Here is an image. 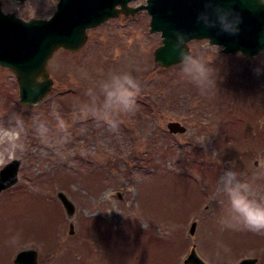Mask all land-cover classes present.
Here are the masks:
<instances>
[{
	"label": "rangeland",
	"instance_id": "obj_1",
	"mask_svg": "<svg viewBox=\"0 0 264 264\" xmlns=\"http://www.w3.org/2000/svg\"><path fill=\"white\" fill-rule=\"evenodd\" d=\"M9 3L30 18L52 14L56 0ZM149 18L144 8L121 12L87 30L77 50H56L47 64L52 87L34 106L21 103L15 74L0 65V118L21 115L26 145L17 181L0 190V264H15L25 248L37 250L39 264H183L192 244L208 264L250 255L264 264V232L222 222L234 215L225 172L236 173L234 187L248 186L243 194L264 199V51L246 56L190 40L215 84L202 91L180 63L153 59L161 36L149 31ZM114 72L140 83L135 112L117 115L116 129L74 115L78 106L94 110L90 88L102 102L99 87ZM53 104L70 126L66 143L55 144L63 133ZM173 120L185 129L171 132ZM40 124L49 144L38 136ZM59 190L75 205L71 215Z\"/></svg>",
	"mask_w": 264,
	"mask_h": 264
},
{
	"label": "water",
	"instance_id": "obj_2",
	"mask_svg": "<svg viewBox=\"0 0 264 264\" xmlns=\"http://www.w3.org/2000/svg\"><path fill=\"white\" fill-rule=\"evenodd\" d=\"M25 1V0H19ZM130 0H57L55 10L48 17L23 18L17 13L0 12V65L15 74L19 100L34 106L46 97L53 79L47 67L52 54L59 48L77 50L87 40V30L119 13L134 14L145 8L149 14V31H159L161 42L153 49V59L162 67L180 63L176 33L185 38V51H190L191 39H207L209 44L221 45L222 52L239 51L246 56L264 48V3L261 0H217L222 7H232L241 16L239 33L230 35L216 28H206L197 21L204 11V0H146L131 5ZM0 4L2 1L0 0ZM33 87L38 91H33ZM171 132L183 131L178 120L169 121ZM264 127V124H263ZM256 162V161H255ZM18 159H12L0 168V190L13 185L18 179ZM68 215L75 205L61 190L57 191ZM196 226L192 221L190 233ZM70 232L73 223L70 222ZM256 257H244L235 264H255ZM15 264H39L37 250L25 248L14 257ZM183 264H208L192 244Z\"/></svg>",
	"mask_w": 264,
	"mask_h": 264
},
{
	"label": "clouds",
	"instance_id": "obj_3",
	"mask_svg": "<svg viewBox=\"0 0 264 264\" xmlns=\"http://www.w3.org/2000/svg\"><path fill=\"white\" fill-rule=\"evenodd\" d=\"M31 2V0H28ZM264 3V0H261ZM3 4H8L10 10L6 15L15 13L16 9L12 8L9 0H3ZM3 4H0V12H3ZM17 7H22L16 0ZM204 11H202L197 21L202 23L206 28L219 27L221 32L235 35L239 33V24L241 21L240 14L232 7H222L217 0H204ZM177 43L173 45V50H178L180 65L184 75L197 85L202 91L214 88L215 84L210 79L211 73L204 59L190 51H185L184 35L176 33ZM264 51V50H262ZM259 71V69H257ZM33 91H38L33 87ZM141 92V85L130 72H114L104 80L100 87L99 93L103 96L101 103L96 105L97 96H93V89H88L86 95L93 98V111H85L77 107L74 115L87 118L89 115L97 118L110 128L116 129L118 121L115 118L120 114H132L136 110L137 97ZM57 105H52V115L56 118L57 129L63 136L55 143H66L70 137L69 124L57 111ZM38 136L41 140L49 144L51 139L48 136L49 129L46 125L40 124L37 128ZM24 121L20 114L7 113L0 118V164L8 160L16 159L18 154L26 150L24 143ZM54 146V144L52 145ZM236 173L233 171L225 172V186L228 192L231 209L234 215L228 221H222L226 227L237 229L243 225L248 230L254 232H264V199L257 200L250 198L249 195L242 193V189L247 190L248 186H233ZM18 235L11 238L12 243L18 241Z\"/></svg>",
	"mask_w": 264,
	"mask_h": 264
},
{
	"label": "flooded vegetation",
	"instance_id": "obj_4",
	"mask_svg": "<svg viewBox=\"0 0 264 264\" xmlns=\"http://www.w3.org/2000/svg\"><path fill=\"white\" fill-rule=\"evenodd\" d=\"M257 54H258V53H257ZM257 54H256V55H257Z\"/></svg>",
	"mask_w": 264,
	"mask_h": 264
}]
</instances>
